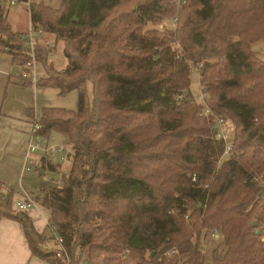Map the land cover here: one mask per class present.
Here are the masks:
<instances>
[{"label": "trees", "instance_id": "obj_1", "mask_svg": "<svg viewBox=\"0 0 264 264\" xmlns=\"http://www.w3.org/2000/svg\"><path fill=\"white\" fill-rule=\"evenodd\" d=\"M29 11L33 29L65 43L68 62L55 72L39 49L48 77L36 87L79 93L76 112L39 115L40 135L72 148V168L35 198L75 263L87 251L90 264H206V238L218 230L212 264H264V62L252 49L264 39V0H63L59 9ZM8 16L0 7V51L24 65ZM166 18L178 19L176 27L161 29ZM193 69L214 117L194 103ZM216 117L234 127L223 161ZM36 172L62 173L46 158ZM15 212L1 218L21 224L33 256L62 264L27 213Z\"/></svg>", "mask_w": 264, "mask_h": 264}, {"label": "crops", "instance_id": "obj_2", "mask_svg": "<svg viewBox=\"0 0 264 264\" xmlns=\"http://www.w3.org/2000/svg\"><path fill=\"white\" fill-rule=\"evenodd\" d=\"M3 1L8 5V22L13 35L21 36V40L24 42V36L33 29L29 7L39 4L47 5L37 0H29L26 5L18 3L12 5L9 0ZM62 2L63 0H61ZM60 6L53 7L48 5V7L53 9H59ZM13 7L17 8L16 12H12L11 8ZM252 49L259 57L264 59V41L252 45ZM51 61L57 66L55 60L51 59ZM67 64L68 62H66V66L63 68L57 67L63 70L67 67ZM22 74L23 65L16 62L12 55L5 51H0V188L14 192V195H12V205L15 211H18L17 203L22 201L24 195L36 197L40 191H43V188H46L42 186L37 191L33 190L29 192L23 186L26 174L27 145L32 132L33 119L37 111L36 109L27 108L26 102L21 100V93L26 97L27 92H31L32 90L30 87L24 85L25 81L21 79ZM32 88L36 93L37 87ZM34 91L33 95H35ZM57 136L62 139L61 136ZM36 175L39 176L37 173ZM50 180L53 181L52 179ZM43 210L48 213V216L44 214ZM26 213L32 219L36 231L45 237L46 225L51 221V213L41 205ZM0 264L50 263L33 256L28 240L18 221L0 217Z\"/></svg>", "mask_w": 264, "mask_h": 264}, {"label": "built area", "instance_id": "obj_3", "mask_svg": "<svg viewBox=\"0 0 264 264\" xmlns=\"http://www.w3.org/2000/svg\"><path fill=\"white\" fill-rule=\"evenodd\" d=\"M10 4H16L15 1H10ZM178 19L173 20V28L176 27ZM163 28V27H162ZM23 50L16 51L21 53L26 58V63L23 65L25 73L22 74L24 81H30L33 87L38 84L36 78L35 66L37 65L38 50L41 48L46 49L48 59H53L57 50V43L52 35L46 33L42 28L31 29L29 33L24 36ZM5 51H8L6 48ZM209 97L203 92L200 96H194V103L203 108L206 115H212L208 107ZM214 117V116H213ZM41 125L39 124V114L34 117L32 132L29 137L27 145V159L25 173L35 172L36 168L40 165L41 159H52L53 157L60 156L62 161L68 162L71 153V147L64 141L61 144H53L52 139L40 135ZM233 132L234 127L225 119L216 117L214 121V142L218 143L224 148L222 160L228 159L233 153ZM45 176L43 179H46ZM197 178L193 179L196 182ZM51 181L50 179L47 180ZM60 184V182H56ZM9 190L3 189L0 193V202L5 203L8 198ZM259 205L264 211V184H262L261 193L258 195ZM39 204L32 195H24L21 202L17 203V210L27 212L36 208ZM258 229L262 233V240L264 241V218L257 222ZM211 237L215 240L219 239V231L213 230L210 233ZM46 240L53 246L54 257L62 264H76L71 256L64 238L59 234L58 227L53 221H49L46 225ZM175 252H172L173 254ZM81 264V263H80ZM84 264L88 263L87 259Z\"/></svg>", "mask_w": 264, "mask_h": 264}, {"label": "rangeland", "instance_id": "obj_4", "mask_svg": "<svg viewBox=\"0 0 264 264\" xmlns=\"http://www.w3.org/2000/svg\"><path fill=\"white\" fill-rule=\"evenodd\" d=\"M37 1H39L40 3L43 2L47 6L50 5L53 7H58L62 4L61 0H37ZM0 6L3 8H7L8 5L3 0H0ZM11 10H12V12H16L17 8L13 7V8H11ZM172 24H173L172 20H170L169 18H166L163 21V23L160 25V28L162 29V27H166L167 29H172L173 28ZM154 28H156V27L153 25L148 26V29H154ZM261 41H264V39ZM64 48H65V43L59 42L57 50H56L57 56L55 53L56 58H55V56L53 58V61L55 60V63L59 68L60 67L63 68L66 66L67 61L63 55ZM257 57L259 60L264 62V59H262L258 55H257ZM50 60L51 59H48L47 62L51 63L52 61H50ZM42 65H43L42 62H38L37 65L35 66L37 79H47V77H48L47 76L48 73L46 72V74H45ZM57 66H55L54 64L52 65L55 72H62L64 70V69L60 70ZM23 73H25L24 69H23ZM21 79L24 80L23 78H21ZM30 88L32 90H31V92H27L26 97H24L23 93H21V95H20L21 100L23 102H26V104L28 106L27 108L33 109V110L36 109L37 113H39L40 116H41L42 112L48 108L65 109V110L73 111V112H76L78 110L79 93L77 91H72L69 94H67L66 96L62 97L59 95V92L56 89L43 88V87L38 86L36 89V93H35L34 89L32 87H30ZM33 91H34L35 95H33ZM190 91L193 94V96H200L202 94V88L200 85V76H199V73L196 69H193L192 73H191ZM87 94H88V101L92 105L94 102V92H93V87L90 83L87 84ZM52 142H53V144L58 145V144H61L63 142V140L56 135V136L52 137ZM71 150H72V148H71ZM51 160L56 164L62 165L61 166L62 173L59 172V174L47 175L46 179L43 180L44 182L42 181V179H40L39 176L36 175V173H37L36 170H35L36 173L35 172L26 173L24 176V185H23L24 188L26 189V191H29V192H31L33 190L37 191L42 186L46 187V188H43V190H47L51 186H56V181H59L61 179L62 174H65L66 176L69 175L70 168H72V161H71V163L70 162L68 163L65 161L63 162L62 157H60V156L53 157ZM48 179H52L53 181L48 182L47 181ZM41 193H42V191H40L38 195H41ZM10 206L11 207L8 208L6 205H4L0 202V217H2L3 215H5L8 212L16 213L13 209L12 203ZM43 212L46 216H48V213L46 211L43 210ZM51 221H53L52 217H51ZM54 223H55V221H54ZM206 241H207L206 242V264H212V252H213V250L216 248H222V245L220 244V241L215 240L212 237H207ZM43 246L45 249L51 250V244L49 243V241L46 240V237H44ZM87 253H88L87 251H85V252L79 251L78 252L76 258H77L79 264L80 263L84 264V262L87 259L86 258Z\"/></svg>", "mask_w": 264, "mask_h": 264}]
</instances>
